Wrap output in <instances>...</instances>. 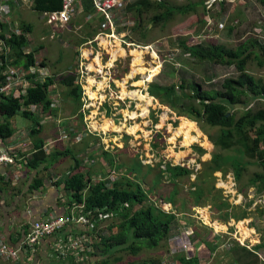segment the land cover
<instances>
[{
    "label": "rangeland",
    "instance_id": "rangeland-1",
    "mask_svg": "<svg viewBox=\"0 0 264 264\" xmlns=\"http://www.w3.org/2000/svg\"><path fill=\"white\" fill-rule=\"evenodd\" d=\"M136 1L137 0H122L124 5H130ZM157 1L166 3L170 7H185L189 4H194V9L185 14L174 11L167 20H161L158 22H153L152 18L155 15H161L165 12L164 8L159 9L153 7L150 11L144 12L140 17L142 18L141 21L137 20L136 12H127L129 20L136 23L131 30L127 31V36H129L133 45L127 43L129 46H125L124 50L126 52L124 51L122 54L113 55L114 66L110 72L108 71V75L112 79L111 91L114 100L106 105L103 103V99L105 98V88L98 86L99 83L96 81L98 79L96 78L95 68L89 66L87 68L88 70H83L84 68L81 69L83 70V73L80 72L81 70L78 73H75V61L71 59L75 52L80 53L81 50L86 49L84 47L85 43H81V41L83 39L88 40L86 39L88 37L87 33L92 31H95V33L97 32L95 19H93V23L91 24L90 21L86 22L84 17L78 18L73 16L68 25L60 26L52 24L46 26L45 22L39 20L40 17L36 13L28 10H24L21 14L13 16V18L17 22L22 19L26 23L35 26L36 30H33L32 33L28 35L32 37L29 39V44L36 45L42 40L40 44L45 48L44 52L48 58H43L45 54L41 49L37 51L35 57H37V60L40 62L39 67L42 68L40 73L44 75V77L51 76L54 80L53 88L49 89L50 92L48 93V97L52 94V100L58 102L57 107L59 108L57 109V112H55V115L59 116L61 120L66 119L65 121H68L69 128L76 130L77 132L83 131L86 133V130L82 129L87 125V128L91 132L96 131L100 136H102L103 133H106V137L100 138L96 136V143L91 144L85 150V154L89 156L88 161L90 159L96 161L94 167L92 166L94 170L102 167V165H108L105 159L102 158V152H107L113 157H117L115 158L116 165L114 166L116 169H119V171L127 173L126 169L134 167V165H129V162L135 157V152L140 155L141 151L143 154L145 150L150 151V155H152L151 158H148L150 164L146 166L142 165L143 167L136 166L138 171L143 173L149 172V175L146 177L144 176L145 178L142 179L143 174L141 173L137 180H140L139 185L143 189H150V192L147 193L150 200L152 199L156 206H163L164 204L168 205V202H165L161 197L167 196L169 191L174 188L169 182H167L168 180H166V176L168 173L165 171L161 173L163 177H160L158 184L155 185L154 178L155 176H158V171L165 169V165H162V160L171 159V157V160H173V158L177 157L195 162V167L198 171L200 170L197 175L198 185L196 186L198 188L202 187L205 191H208L206 192V205L209 206L210 219L206 220V218H204L201 220H195L186 217L187 219L182 218L181 221L185 220L186 225H190V227H197V230L199 229V232H197L201 237L203 235L201 228L206 227V234L219 235L220 238L222 236H228V239H232L236 242L239 241L242 244L246 241L245 245L249 244L251 248L257 237V240L259 241L261 233L262 236H264V215L254 212V210L248 206L250 203H247V201H249L247 198H250L251 195H256V197L259 195L256 193V187L249 186L248 179L254 172L260 171L261 168L257 166L253 160H249L242 155L241 152L243 149L241 146L236 145L229 150L220 149V147L214 146L213 148L212 145H210L209 140H207L206 135L212 134V136H214L217 131L216 128L205 126L207 131L206 134V132L199 129L195 121H192L193 119H188L189 117L187 115L179 116L168 105L159 104L158 101L148 95L147 90L149 84L154 82L161 83L163 86H172V84H175L176 86L179 79H187L188 81H195L199 84L202 92H210L212 87H214L215 90H218L222 81L229 78L234 79L238 75L234 66L226 67L208 62H195L190 56L183 53V50L179 47L178 43L183 40L188 45L200 43L206 47V45L210 44L223 46L227 49H235L238 45L244 43L249 45L253 40H257L258 43L264 45V7L256 0H228L227 2L224 1L221 5L212 2L213 0ZM28 3L32 4V0H28ZM3 11L4 13L6 12L5 10ZM74 15H77V13H74ZM43 18H45L44 14L41 16V19ZM4 23H8V19L2 18L0 15V32L1 25ZM235 23L237 24L234 25ZM80 25L82 26L81 28L78 27ZM56 27L59 28L56 29ZM250 49L255 52L260 50L257 46L250 47ZM28 51L29 49L27 48L23 53L28 54L26 53ZM57 56H59L58 62H56L58 59ZM137 58H141L143 62L142 67L146 69L145 74L137 73V70L133 71V64ZM106 59L107 57L105 60ZM21 60L23 61V59ZM90 61L92 62V59ZM22 63L23 64L16 65L15 68L20 70L27 69L25 66L27 64H24V61ZM138 64L141 66L140 60L138 61ZM45 65L49 67V72ZM91 66L93 65L91 64ZM37 68L38 67H36L35 70ZM154 68L158 69V72L153 75L151 81L144 82L149 77V74H151V69ZM105 72L106 71L102 74L104 75ZM246 72L255 79L261 80L264 86V66H259L257 59L252 58L248 61ZM67 75L75 76V81L82 84V106L80 109L81 114H83L82 120L78 118L77 112L74 111V105L67 97L66 88L63 87L60 82L61 79ZM35 81L39 82L38 79ZM139 81H141L142 86L144 84L143 87L137 86ZM32 83L33 82H31V84ZM31 84H29V87H31ZM122 88H124L123 96ZM90 94L95 95L94 100L90 97ZM139 94L146 97L149 102H139ZM122 100L124 101L122 102ZM246 101L247 99H241L240 104H244ZM52 104L55 106L54 102ZM259 104L261 103H258V101L254 102L251 108L254 107L256 110H264V106H260ZM243 110L244 107L239 105L235 107L234 111L231 113L239 116ZM7 121L10 128L13 131L16 130L18 134H21L22 132V130L19 129H28V127H31L32 125L31 120L25 119L20 115H15ZM105 121H108L111 124L114 123L113 125L117 126L123 125L121 132H111L108 125L105 124ZM93 124L94 126L92 127ZM97 124L99 125L98 129ZM100 125H102L101 128ZM28 132L29 130L26 133ZM135 132L137 133L134 134ZM84 133L82 134L84 135ZM126 134H129L130 136H125ZM54 135V132L50 133L49 138H52ZM122 135L123 138L121 137ZM25 137L26 140H28L27 138L29 137H27V135ZM90 137L94 138L90 135L87 139ZM64 138H69V136L61 129V132L58 135V140L62 141ZM36 139H38V137H36ZM97 139H99L100 142H97ZM103 139L106 142H104ZM183 141H185L186 146L183 145ZM79 142H85V140L82 138ZM89 142L92 143L93 141L89 140ZM119 143L120 145L117 146ZM154 143H157V148L152 146ZM73 144V140L71 139L63 141L62 149L65 150L66 147L67 149H70ZM105 145L109 147L108 150H104ZM199 147H205V153H202V156L197 155V148ZM211 153L218 154L223 160H226L224 163H226L227 167H229V163L234 161V159L244 163L245 169L242 172L240 180L235 181L236 192L241 188L242 198L241 196L238 198L237 194L232 196L223 193L222 187L223 185H226V180H232V177L235 180L233 174L230 173L223 178L226 180H221L223 175L220 170H214L211 174L205 175L204 165L209 163ZM76 154L77 153H73V155ZM85 156L86 155L83 154L82 156L76 155L82 163ZM130 156H133V158ZM121 161L123 162V165H121ZM175 163H178L177 160ZM63 164L69 165L70 162L67 161ZM118 165L121 166V168H118ZM172 166H182L193 169V165ZM227 171L230 172L232 169H228ZM186 178H181L179 182L180 189L178 190L177 188V194L179 198H185L186 202L188 201L189 203L190 195L187 194L185 190L190 188V190L194 191L196 188L189 187L190 182L193 180H186ZM190 178L194 179L195 173H191ZM211 185L213 186L212 189H210ZM210 194L216 203H209L211 201H209ZM245 196L247 198H245ZM203 197H205V194ZM219 200L226 201L229 205L235 206L232 211L235 212V214H241L243 211L246 212L248 214L247 218L238 221L235 219H227L226 222L221 223V215L219 212L216 213L213 207V205L217 204ZM259 205L261 208L262 205H264V195ZM191 206L193 205L187 204L180 210V212H190ZM217 217L218 222H220L222 226L227 223L233 224V220L235 222L234 225H236L239 230L235 232V227L233 226L228 230H220L217 226L213 227L211 226L212 224L206 223V221H213V219L216 220ZM191 222H193V224H191ZM241 225H243L244 228L249 229L250 234L247 231L245 234L240 227ZM256 228L260 229L258 232L261 233L256 232ZM250 229H254L255 233ZM114 231L115 230H113V232ZM191 233L195 232L189 230L185 231V235H191ZM171 238V234H169V238L164 241L163 244L155 248V254L158 253L160 246H165L163 249H170L169 242ZM196 238L198 239L197 235ZM192 240L194 239L192 238ZM197 244H200V242L197 241ZM20 248L21 246L19 245L18 250ZM202 249L201 254L206 252L205 247ZM152 253H154L153 249L148 250L146 248H141L137 253L123 250L114 253L109 259L112 264H141L142 261L149 259ZM230 257L232 259H224L226 262L232 260L230 263H222L224 256L220 253L213 256L208 264H242L247 260V258L245 259L242 255H240V257L235 255V259L238 257V260H235L232 256ZM28 261L32 263V259H29Z\"/></svg>",
    "mask_w": 264,
    "mask_h": 264
},
{
    "label": "trees",
    "instance_id": "trees-1",
    "mask_svg": "<svg viewBox=\"0 0 264 264\" xmlns=\"http://www.w3.org/2000/svg\"><path fill=\"white\" fill-rule=\"evenodd\" d=\"M261 6L264 7V0H256ZM212 2L224 3V0H215ZM227 2V1H226ZM33 6L31 9L36 13L53 12L61 8L62 0H32ZM86 8L92 10L89 1H85ZM153 7L165 9L161 15H155L152 19L153 22L167 20L173 12L185 14L186 12L194 9V4L187 6L170 7L166 3L157 0H137L135 3L127 5V12H136L137 20L141 21L142 14L148 12ZM133 12V13H134ZM236 25V24H234ZM140 26V25H137ZM0 36L6 42V45L11 51L0 55V63L6 65L10 58H15L14 64L33 65L35 63V55L40 48L32 47L31 53H23L29 47L26 42L25 35L31 33L33 30L32 24L20 23V29L13 31L6 28L5 23L1 25ZM231 29V28H230ZM232 30V29H231ZM95 34V33H94ZM91 34H89L90 36ZM7 36V37H5ZM94 35L91 36V38ZM127 41L131 39L125 35ZM247 42V41H246ZM183 53L190 56L195 62L203 63L208 62L220 66L231 67L234 66L238 75L232 79L222 81L218 90L212 87L210 92H202L199 84L195 81H188L187 79H179L178 83L172 86H163V84L154 82L149 84L147 93L148 95L159 102V104L168 105L173 109L177 115H187L188 119H193L198 125L199 129L204 132L207 131L205 126L214 127L217 129L214 136L207 134V140L214 147L229 150L233 146L242 147V155L261 168L260 171L254 172L248 179L250 187H256V193L261 194L264 192V110H256L251 108L254 102L261 103L264 106V86L261 80L255 79L253 76L246 72V65L252 58L257 59L259 66H264V45L253 40L247 43L240 44L235 49H227L223 46L217 45H203L195 44L188 45L185 41L178 43ZM259 47L260 50L252 51L250 47ZM25 54V55H24ZM23 59V61L21 60ZM27 61V62H26ZM44 65V63H43ZM73 75L65 76L61 84H65L67 88V97L71 99V103L76 105V111H80V88L73 86ZM2 78L0 77V87ZM54 80L51 77H46L42 83H33L28 88L23 97L9 98L0 95V141L17 137L13 143H25V154L23 156L21 166L28 170H37L42 165H54L58 161V156L70 157L73 168L76 169L79 165H84L89 168L92 160L88 161L89 156L86 154L83 163L75 155L70 153L69 149L64 152H55L47 154L46 148L50 143L45 142L39 135L42 130L41 121L47 117L53 116L56 126L59 127L58 135L69 128L68 121L61 120L59 116L55 115L59 107H50L52 105L51 99L48 97L50 88L53 86ZM241 99H247L246 103L240 104ZM242 105L244 110L239 116L234 113L235 107ZM41 114V115H39ZM15 115H20L25 119L32 121L31 127L25 128L23 133L18 134L10 128L8 119ZM78 117L82 120L83 115L78 113ZM109 130L112 132H119L121 126L113 125L105 121ZM72 125V124H70ZM99 125L97 124V129ZM27 129V130H26ZM29 130L28 133H26ZM29 137L26 140V136ZM24 137V138H23ZM38 137V139H36ZM16 139H20L15 141ZM60 141V140H59ZM65 141V138L62 142ZM62 142L55 143V145H62ZM157 143L153 144L157 148ZM201 152V148H198ZM7 156L13 158V154L6 153ZM85 155V154H83ZM102 158L105 159L108 165H103L102 172L95 175H86L84 172H68L57 185L63 182V189L66 193L70 194L69 208L76 207V215L85 218L84 225L74 227V230H79L77 235L71 232V239H77L81 247H77L76 251L68 250L64 247V243L60 240H55L53 248L55 250L54 256L62 258L65 254L71 253V264H112L109 259L114 253L120 251H132L137 253L141 248L154 249L163 244L169 238L172 226L176 221V217L172 214L162 213L158 207L150 202L147 193L150 189H143L139 185V180L134 177L126 176L124 172L117 174L113 167L115 165L114 157L106 152H102ZM14 159V158H13ZM218 154H212L205 167V175L211 174L214 170H220L222 174L226 173L228 169H232L235 174V179L240 180L243 170L245 169L244 163L239 160L231 161L229 167ZM96 161L94 160L93 167ZM120 165V164H119ZM135 166H140L139 162ZM91 167L93 173L95 170ZM167 170L173 177H187L188 170L180 167H172L167 165ZM135 171V170H134ZM158 171V176L155 180L159 181L162 177L161 172ZM131 172V171H129ZM0 177H3L2 175ZM7 182L9 174L7 173ZM158 177V178H157ZM198 181V179L196 180ZM43 178L34 177L31 185L32 190H36L42 186ZM196 182H193V186ZM248 186V187H249ZM212 189V186L210 187ZM241 188H239V191ZM208 192L202 187H197L191 193L192 199L196 204L205 202L203 195ZM218 192V191H217ZM219 193V192H218ZM207 197V195H206ZM211 200V201H210ZM209 203H216L212 195H209ZM230 205L226 201H220L214 204L216 213H220L221 221H227L228 218H233L236 221L246 219L247 213L241 214L230 213ZM101 210V211H100ZM100 211V212H99ZM47 213V211H46ZM69 214L67 216L74 217L72 221L66 223L60 230L54 232L50 236H46L38 241L34 247H23L19 249L22 256L31 258L36 254L37 247L41 241L56 235L62 231L67 225L76 224L77 216ZM264 215V214H262ZM56 216V215H55ZM63 216V215H61ZM57 216V217H61ZM218 218V217H217ZM45 220V219H43ZM96 220L101 222L102 229L99 231L88 230L91 228L89 221ZM39 221V220H35ZM33 222V221H32ZM93 223V222H91ZM27 224L25 227L29 228ZM87 227H86V226ZM98 226V224L96 225ZM24 227V228H25ZM94 227V226H93ZM23 235L20 243H23L24 237L27 234L28 228ZM113 230H115L113 232ZM3 236V235H2ZM71 241H67L70 243ZM10 249V248H9ZM24 257V258H25ZM75 259V260H74ZM152 259V258H150ZM5 261V260H4ZM64 261V260H60ZM20 264V261H17ZM182 264H197L193 259H182ZM130 264V263H127ZM138 264V263H132ZM140 264V263H139ZM141 264H160L158 260H145Z\"/></svg>",
    "mask_w": 264,
    "mask_h": 264
},
{
    "label": "crops",
    "instance_id": "crops-1",
    "mask_svg": "<svg viewBox=\"0 0 264 264\" xmlns=\"http://www.w3.org/2000/svg\"><path fill=\"white\" fill-rule=\"evenodd\" d=\"M32 6H33V4H29L27 0H14L13 3L10 1L0 0L1 13L3 14L4 18L8 19V23H5L6 28H10L13 31L14 30L17 31L18 29H20L19 26H20L21 22H23L25 24H29V23H26L25 21H23L22 19L17 22L13 18V16H15V15L17 16V14H21L24 10H28V11H31L33 13H36L31 9ZM90 6H91V3H90ZM4 8L6 9V13L3 12ZM43 13H36V14L40 17L39 18L40 21L45 22L46 26H50L46 23L45 18L41 19V16ZM75 13H77V15H75V17H78V18L84 17L86 22L90 21L91 24L93 23V19H95V22L97 24V32H98V25H99V22L101 19L97 15H95L93 9L89 10L88 8H86L85 2H83L80 5V12H79L78 8H76ZM235 24H237V23H235ZM78 27L81 28L82 26L80 25ZM57 28H59V27H56V29ZM33 30H36L35 26H33ZM119 30H121V29L119 28ZM31 33H27L25 35L26 42L29 45L28 49H32V47L40 48L44 52L45 48L40 44V42H42V40H40V42L37 43L36 45L35 44L34 45L29 44V39H31L32 37L28 36V35ZM94 33H95V31L88 32L87 33L88 37L86 38L88 40L83 39L81 41V43L82 42L86 43V42H89L90 40H92L96 34V33L95 34ZM89 34H91V35L89 36ZM92 35H94V36L91 38ZM76 51H79V50H76ZM44 54H45V52H44ZM46 57L48 58V56L45 54V56L43 58H46ZM57 58L58 59L56 60V62H58L59 56H57ZM71 59L73 61H75L74 72L78 73L79 69H80L79 52H75L72 55ZM45 66H47V65H45ZM48 68L49 67L47 66V70H48ZM48 72H49V70H48ZM47 77H51V76H47ZM73 78H74L73 82H72L73 86L80 88V91H81L82 84L77 83L75 81L76 80L75 76H73ZM62 79H61V81H62ZM62 86L65 87V84H62ZM52 88L53 87H51V89ZM67 91L68 90L66 88V92ZM80 95L81 96H80L79 102L81 105L82 92ZM52 96H53L52 94H50V96H49V98L51 99V103L54 102L55 106L57 107L58 102L53 101L51 98ZM69 100H71V99H69ZM106 104L107 103H105V105ZM52 106H54V105L52 104L50 107H52ZM76 108H77L76 105H74V111H76ZM80 111H76L77 114L81 113ZM78 118H80V117H78ZM41 123H42L43 127L41 130V134L39 136L42 139H45L44 140L45 142L50 143V145L46 148L47 154H49L50 152L51 153L64 152V150L62 149V145H55V143H60L62 141L58 140V131L60 128L56 126V123H55L53 116L47 117L44 121L42 120ZM102 125H100V128L102 127ZM127 127H129V126H127ZM19 130L24 131L25 128L19 129ZM82 130H85V128H83ZM53 132L55 135L52 138H49V134L53 133ZM63 132H66L67 134H69L68 129H66ZM119 132H121V130ZM137 132H135L134 134H136ZM14 133H16V136L18 135L16 130L14 131ZM21 133H23V132H21ZM80 133L82 134L84 132L80 131ZM115 133H117V132H115ZM90 135L91 134L84 133L83 139L85 140V142H79V140L78 139L75 140L74 135L72 136V134L70 133L68 135L69 138L65 139V141H67L69 139L73 140L74 144L71 145V147L69 149L70 153L71 154L77 153L76 155H78V156L79 155L82 156V154H85V150L91 144L96 143V139H95L96 136H94V135H92L94 138L90 137L89 139H87V137H89ZM125 136H130V135L126 134ZM121 137L123 138V135ZM15 138H17V137L12 136L9 139L0 141V150L4 151L6 153L13 154V158H14L11 165H0V176L1 175L3 176V177H0V235L1 236L3 235V239L6 243V246L8 248H11V249H18L20 242L23 239V235L25 233L24 230L26 228L25 226L27 224L33 223V222H35V220L46 219L47 214L48 215H50V214L56 215V216H61V215L64 216V215L71 214V211H73L74 214L77 213L76 210H74L72 207L69 208L70 194L66 193V191L63 189V182H61V184L57 185L58 182H60L63 178H65V176L67 175L68 172H71V173L84 172L86 175H89V176L91 175V177L92 176L94 177L95 175L100 174L102 172V169H103V165H102V167L96 168L95 173H93L94 171H92L91 168L90 169L85 168L84 165H79L76 169H74L73 165H71L72 161H71L70 157L68 156L65 158V157H61V155H60V156H58V158L56 160L58 162L55 163L54 165H42L37 170H28V169H26L20 165L21 162L23 161L22 158H23L25 151H26L25 145H24L25 143L22 144L20 142H18V143L10 142V141H13ZM18 140H20V139H16L15 141H18ZM89 140H92L93 142L90 143ZM97 142H100V140L97 139ZM119 145H120V143L117 144V146H119ZM64 146H66V145H64ZM212 147H213V145H212ZM71 148H74V149H71ZM199 148H201V152L197 148V155L202 156L205 153V147H199ZM66 149H67V147H66ZM108 154H110V153H108ZM212 154H215V153H211V155ZM18 155H23V156H18ZM211 155H210V158H211ZM139 156L140 155L136 152H135L134 158H133V156H130L133 159H132V161L130 160L129 165H134V163L136 164L137 162H139L140 166H142V165L145 166V164L140 160ZM141 157H143V154H141ZM67 158H69V159H67ZM115 158H117V157H114V160H115ZM171 159H172V157H171ZM171 159H163L162 165H177V163H175L176 160H177V162L183 160V159L177 158V157L173 158V160H171ZM67 161L70 162L69 165L63 164L64 162H67ZM121 163H122L121 165H123L122 161H121ZM115 165H116V160H115ZM112 168H114L115 170H119V169H116V167L114 165ZM118 168H121V166L118 165ZM126 171H127V173H125L126 176L134 177V179H139V174H141V173L143 174L142 179L145 178L147 175H149V172L143 173L141 171H138V168H136L135 165H134V167L126 169ZM129 171H131V172H129ZM166 172L168 173V175L166 176V180H168L167 182H169V184L172 185V187L174 189L169 191L167 196H165V197L162 196L161 198H163V200L165 202H168V205L170 206L169 212H166L162 208V206H160V205L156 206V204L154 203V201L152 199L150 200V202L153 203L154 206L158 207L162 213L172 214L176 217V221H175L174 225L172 226V230L170 233L171 237L173 235H176V234H181V233L185 234L186 230H189L191 232L196 233V234L191 233V235H192L191 236L192 250H193V257L191 259L194 258L197 261V264H208L210 259L213 256H216V255L222 253V255L224 256L222 263H230L232 260H229L228 262L224 261V259L231 258L230 256L234 257V259H235V255H237L239 257H240V255H242L245 259L247 258V260L245 262H243L242 264H264V236H262L261 232H258V231H260V229L256 228V232L261 233V238L258 241L257 240L258 237H257L256 241L253 242V245L250 248L249 244H247L245 246H240L234 240L228 239V236L226 234H224V235H226L227 237L222 236L221 238L219 237V235H214V234H209V233L206 234L207 233L206 227L201 228L202 234H203L201 237L198 234L199 229L197 230V227H195V226L190 227V225H186L185 220L181 221L182 218L187 219L186 217H188V218L190 217V218L195 219V220H200L206 216L207 220L209 219L210 213L206 212V193H205V202L202 204H196V203H194V200L192 199V196H191L192 192L188 188L185 191L187 192V194L190 195V199H189V203H188V201L186 202L185 198H179L178 194H177L178 190L180 189L179 182H180L181 178H186V177H178L177 178V177L171 176V174L168 172V170H166ZM7 173L9 174L8 182H7V177H6ZM161 173H163V171ZM34 177H42L43 178L42 186L38 187L36 190L31 189V185H32V181H33ZM186 180H188V179L186 178ZM154 181H155V185L158 184V182H159V181H156L155 178H154ZM167 182H166V184H167ZM177 188H178V190H177ZM212 188H213V186H212ZM238 193L241 194V191H239V189H238ZM243 195H245V194H243ZM263 195H264V192L259 194L257 197H256V195H251L250 198H247L245 196V198H247L249 200V201H247V203H250L248 206H250L251 209L254 210V212H257L259 214H264V205H262V208L259 205L261 203ZM176 196H177V199H176ZM242 197L243 196L241 194V198ZM187 204L193 205L190 208V212H180V210L182 208H184ZM234 207L235 206L230 205V210H229L230 213L235 214V212H232ZM46 211H47V213H46ZM190 215H192V216H190ZM229 219H233V218L230 217V218H228V220ZM210 221H208L206 223L212 224L211 226H213V227L217 226L220 230H223V229L228 230L229 228L232 227V224H230V223L224 224V226H222L221 223L226 222V221H222L220 223V222H218V218H216V220L213 219V221H211V222ZM91 222H93V223H91ZM232 222L234 223L233 220H232ZM89 223L91 224L90 225L91 228L88 225H87L88 227L85 225L88 230L99 231V229L103 228V227H101V222H99V221L92 220V221H89ZM217 223H219V224H217ZM97 224H98V226H96ZM191 224H193V222H191ZM78 225L80 226V225H84V224L80 222V223H76V224L67 225L62 231H60L56 235L51 236V237L41 241L37 247L36 254H34L31 258H27L25 256L21 257L22 253H19L18 258H19L20 264H71V257H72L71 253L72 252L70 251L69 253L65 254L63 259L62 258L57 259L56 256H54L55 250L53 248V244H54L55 240H57V239L60 240L62 243L66 244L67 241L71 238L72 230H73V235H77L79 233V230L73 229L74 227H76ZM27 228H26V230H27ZM76 228H78V227H76ZM243 230H245V234H246V231H249V229H246L244 227H243ZM196 235H197L198 239L196 238ZM192 238L194 240H192ZM217 238H218V240H217ZM197 241H199L200 244H197ZM163 247H165V246L159 247V251L157 254H155V248H154L153 249L154 253L151 254L150 258H152L154 260H158L160 262V264H167V261L170 260L171 258H174V260H177L179 262L183 258L185 259V257H184L185 255L183 253H171V252H169L170 249L172 248V241L169 242L170 249H168V250L166 248L163 249ZM203 247H205L207 254H206V252L205 253L203 252V254H201ZM179 255H180V257H179ZM69 256H71V257H69ZM150 258L147 260L148 261L152 260ZM29 259H32V263L28 261ZM236 259L238 260V257H236ZM60 260H64V261H60ZM0 264H13V263L10 261H4L2 258H0Z\"/></svg>",
    "mask_w": 264,
    "mask_h": 264
},
{
    "label": "built area",
    "instance_id": "built-area-1",
    "mask_svg": "<svg viewBox=\"0 0 264 264\" xmlns=\"http://www.w3.org/2000/svg\"><path fill=\"white\" fill-rule=\"evenodd\" d=\"M3 1H10L12 3L14 2V0ZM85 1H89V3H91V7L95 15H97L101 20L98 25V32L95 34L92 40L84 44L86 49L81 50L79 53V71L82 68H84L83 70H88L87 68L91 66V64L93 65L96 70L95 74L96 78L98 79L96 80L99 83L98 86L105 88V98L103 99V103H110L114 99L112 97L113 93L111 91L112 79L108 75V71L110 72L114 66L113 55L124 53L127 43H130L129 45H133L131 41L129 42L122 38L123 36L127 35V31L131 30V28L135 26V22L129 20V16H127L126 4L124 5L122 0H62L61 8L59 10L53 12H44L43 14L48 25H68L73 16H75L74 13L76 8H78L80 12V5ZM3 10L6 11L5 8ZM0 15L2 18H4L1 12ZM119 28L121 30H119ZM9 51L11 50L6 45L5 40L3 41L0 36V55ZM29 52H31V49H29V51L26 53ZM106 57L107 59L105 60ZM35 58V63L33 65H28L27 69L24 70L15 68L16 65L13 63L15 58H10V60L6 62V65H4L2 62L0 63V77L2 78L0 87L1 96L6 98L23 97L26 94L31 82L37 84L44 81L46 76L44 77V75L40 73V71H42V68L39 67L40 62L37 60V57ZM91 59L92 62L90 61ZM36 67L38 68L35 70ZM83 70L80 72L83 73ZM104 71L106 72L103 75L102 73ZM36 79H38L39 82H36ZM123 101L124 100H122V102ZM102 137H106V133H103ZM104 142L106 141L104 140ZM108 148L109 147L105 145L104 150H108ZM141 154H143L142 151L139 156L140 160L145 165L150 164V160L148 159L149 157H152V155H150V151L145 150L143 157H141ZM12 161L13 158L7 156L6 152L0 150V165H11ZM195 164V162L190 161L186 165H193V172L196 173L198 170L195 167ZM222 188L223 193L226 195L234 196V194H237L235 189V180L233 177L232 180H226V185H223ZM237 196L238 198L240 197L239 195ZM162 208L166 212H169L170 210V206L166 204H164ZM73 219L75 218L67 215L57 217L55 215L47 214V218L45 220L35 221L29 225L27 234L24 237L23 243H20V246L23 247L25 244V247H34L39 240L54 234L55 231L60 230L61 227ZM76 220L77 222L84 223L83 217H78ZM234 227L239 230L236 225ZM69 241L71 242L64 244L66 249L74 252L76 251L77 247H81L77 239L74 240L70 238ZM170 241H172V248L170 249L171 253H183L186 260H189L193 257L191 235H185L184 233H181L173 236ZM18 254L19 250L11 248L9 249L6 246L3 236L0 235V258L5 261H10L13 264H17V261H19ZM168 261V264H182L181 262L174 259H170Z\"/></svg>",
    "mask_w": 264,
    "mask_h": 264
},
{
    "label": "clouds",
    "instance_id": "clouds-1",
    "mask_svg": "<svg viewBox=\"0 0 264 264\" xmlns=\"http://www.w3.org/2000/svg\"><path fill=\"white\" fill-rule=\"evenodd\" d=\"M126 7H127V5H126ZM127 9V8H126ZM135 25H136V23H135ZM85 130H86V133L87 134H91V135H94V136H97V137H102V136H100V135H98V133L96 132V131H93V132H91L88 128H87V125L85 126ZM72 134V135H74V138H75V140H80V139H82L83 138V134H81L80 132H77L76 130H73V129H71L70 131H69V134ZM68 134V135H69ZM211 144V143H210ZM210 160V159H209ZM190 162V160H182V161H178V163H177V165H181V164H187V163H189ZM93 163H94V160H92V163H91V165H90V167H89V169L92 167V165H93ZM146 166V165H145ZM170 166H172V165H170ZM172 167H180V168H182V169H185V170H188V174H187V178H188V180H193V181H191L190 182V184H189V187H194V188H197V186L196 185H198V181H196L197 180V175H198V173H199V171H197L196 173H195V178L194 179H191L190 178V174L191 173H194L193 172V169H190V168H186V167H182V166H172ZM162 170H164L165 172H166V170H167V165H165V169H162ZM163 171V172H164ZM115 172L119 175V174H121L122 173V171H119V170H115ZM233 174L234 175V177H235V174H234V172L233 171H227V173L226 174H222L223 175V177H222V179L221 180H226V179H223L224 177H226L227 175H229V174ZM214 177V176H213ZM215 178V177H214ZM220 180V181H221ZM235 181H237L236 179H235ZM193 182H196V185L195 186H193ZM189 190H190V188H189ZM191 192H194V191H192V190H190ZM237 195H239V196H241V194L240 193H238V190H237ZM74 210L76 209V207H72ZM101 211V210H100ZM99 211V212H100ZM77 212V211H76ZM206 212L207 213H209V206L208 205H206ZM71 213L72 214H74L73 213V211H71ZM76 215V214H75ZM78 215H80V214H78ZM78 215H76L77 217H83V216H78ZM204 218H206V216L204 217ZM209 219H210V217H209ZM208 219V220H209ZM201 220V219H200ZM84 221H85V218H84ZM77 223H80V222H77ZM235 222L232 224V226L234 227L235 225ZM251 231L253 230V232L255 233V230L254 229H250ZM238 230H237V228H235V232H237ZM176 235H178V234H176ZM173 236H175V235H173ZM172 236V237H173ZM236 242V241H235ZM249 242V241H248ZM236 243H238L240 246H245V243H246V241L242 244V243H240L239 241L238 242H236ZM171 259H174V258H171Z\"/></svg>",
    "mask_w": 264,
    "mask_h": 264
},
{
    "label": "bare ground",
    "instance_id": "bare-ground-1",
    "mask_svg": "<svg viewBox=\"0 0 264 264\" xmlns=\"http://www.w3.org/2000/svg\"><path fill=\"white\" fill-rule=\"evenodd\" d=\"M141 61V66L138 64V61ZM143 66V62H142V60H141V58H137L136 60H135V62H134V64H133V71H135V70H137V73H140V74H145V71H146V69L144 68V67H142ZM91 68H93V66H90ZM138 67V68H137ZM91 70V69H90ZM89 70V71H90ZM96 72V71H95ZM158 72V69H151V74H149V77L144 81V82H147V81H151V78L153 77V75H155L156 73ZM92 80V79H91ZM93 82V81H92ZM130 83V82H129ZM137 86L138 87H141L142 86V84H141V81H139L138 82V84H137ZM143 86H144V84H143ZM142 86V87H143ZM123 87V86H122ZM123 93H124V88H122V96H123ZM90 97L91 98H93V100L95 99V95H93V94H90ZM91 100V99H90ZM138 101L139 102H146V101H148V99L146 98V97H144L143 95H138ZM149 102V101H148ZM94 126V124L92 125V127ZM183 145H185V141H183ZM186 146V145H185ZM206 220H207V218H206ZM207 222V221H206ZM241 228H242V230H243V225H241L240 226ZM244 232H245V230H243ZM249 234H250V232L249 231H247ZM251 237V236H250Z\"/></svg>",
    "mask_w": 264,
    "mask_h": 264
}]
</instances>
